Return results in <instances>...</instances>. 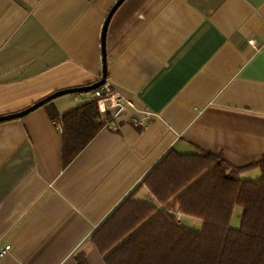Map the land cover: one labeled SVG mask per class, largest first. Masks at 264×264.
<instances>
[{"label":"crops","instance_id":"obj_1","mask_svg":"<svg viewBox=\"0 0 264 264\" xmlns=\"http://www.w3.org/2000/svg\"><path fill=\"white\" fill-rule=\"evenodd\" d=\"M116 1L0 0V116L104 71L153 114L101 127L67 164L57 122L91 90L0 121V250L10 246L0 264H105L92 234L129 194L155 204L142 180L170 150L235 166L264 156V0H122L111 11Z\"/></svg>","mask_w":264,"mask_h":264},{"label":"trees","instance_id":"obj_2","mask_svg":"<svg viewBox=\"0 0 264 264\" xmlns=\"http://www.w3.org/2000/svg\"><path fill=\"white\" fill-rule=\"evenodd\" d=\"M93 100L61 117L62 160L69 163L102 127ZM258 168L254 180L240 173ZM155 204L129 194L92 234L105 264H264V156L235 166L220 156L168 151L142 180ZM202 221L186 228L169 208ZM235 207L240 223H230Z\"/></svg>","mask_w":264,"mask_h":264},{"label":"built area","instance_id":"obj_3","mask_svg":"<svg viewBox=\"0 0 264 264\" xmlns=\"http://www.w3.org/2000/svg\"><path fill=\"white\" fill-rule=\"evenodd\" d=\"M249 43L253 44V41L249 40ZM89 93L91 100L96 104L97 120L102 123V127L116 130L118 121L124 116L134 125L143 126L153 115L149 110L137 109L131 100L123 98L110 83L104 82ZM60 124L61 121L59 120L57 125L60 126ZM175 219L179 223V212L176 213ZM9 250L10 246L5 245L0 250V256Z\"/></svg>","mask_w":264,"mask_h":264},{"label":"water","instance_id":"obj_4","mask_svg":"<svg viewBox=\"0 0 264 264\" xmlns=\"http://www.w3.org/2000/svg\"><path fill=\"white\" fill-rule=\"evenodd\" d=\"M122 0H117L116 3L114 4L113 8L111 11H113L115 9V7L121 2ZM111 14V13H110ZM105 26L106 24L103 26V31H102V39L104 38V33H105ZM104 79H105V71L103 72V76L102 79L97 82L96 84H93L91 86L88 87H81V88H75V89H70V90H64V91H59V92H55L49 96H47L46 98L36 102L35 104L31 105L30 107H28L27 109L23 110L22 112H19L17 114H13V115H7V116H0V121L5 120V119H10V118H15V117H19L21 115H24L25 113L29 112L30 110H32L33 108L47 102L48 100H50L51 98H54L58 95H61L63 93H67V92H74V91H87V90H92L95 89L97 87H99L100 85H102L104 83Z\"/></svg>","mask_w":264,"mask_h":264},{"label":"rangeland","instance_id":"obj_5","mask_svg":"<svg viewBox=\"0 0 264 264\" xmlns=\"http://www.w3.org/2000/svg\"><path fill=\"white\" fill-rule=\"evenodd\" d=\"M240 216H241V209L239 207H235L233 210V213L231 215V220H230V223L233 227L239 226ZM195 220H197V219H195Z\"/></svg>","mask_w":264,"mask_h":264}]
</instances>
